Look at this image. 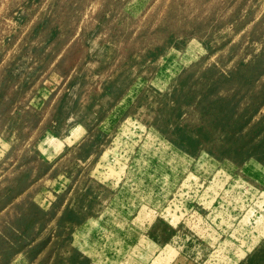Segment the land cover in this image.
Instances as JSON below:
<instances>
[{
    "label": "rangeland",
    "instance_id": "obj_1",
    "mask_svg": "<svg viewBox=\"0 0 264 264\" xmlns=\"http://www.w3.org/2000/svg\"><path fill=\"white\" fill-rule=\"evenodd\" d=\"M166 263L264 264V0H0V264Z\"/></svg>",
    "mask_w": 264,
    "mask_h": 264
},
{
    "label": "bare ground",
    "instance_id": "obj_2",
    "mask_svg": "<svg viewBox=\"0 0 264 264\" xmlns=\"http://www.w3.org/2000/svg\"><path fill=\"white\" fill-rule=\"evenodd\" d=\"M194 229H195V228H194ZM152 247H153V246H152ZM172 258H173V257H172ZM172 258H171V259H172ZM160 259H162V258H160ZM157 263H158V262H157ZM167 263H168V262H167ZM167 263H166V264H167Z\"/></svg>",
    "mask_w": 264,
    "mask_h": 264
}]
</instances>
